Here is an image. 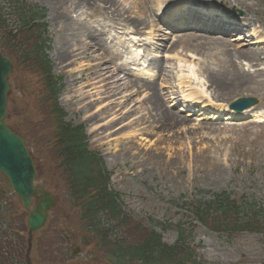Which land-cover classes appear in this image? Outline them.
Segmentation results:
<instances>
[{
    "label": "rangeland",
    "instance_id": "obj_1",
    "mask_svg": "<svg viewBox=\"0 0 264 264\" xmlns=\"http://www.w3.org/2000/svg\"><path fill=\"white\" fill-rule=\"evenodd\" d=\"M130 1L116 0L118 7L126 10L131 5ZM144 1L149 10L144 18L149 26L142 31L143 34L137 35L138 37H135V33L131 30H122L113 24V21L109 20L112 17L111 11L107 9L106 12L98 7L94 9L80 7L70 10L66 7L62 10V13L66 15L70 12L69 15L74 20L84 21L91 27V30L103 34L101 37L104 38L106 44L113 46L114 52L119 54V57L114 59L116 65L121 67L124 62L139 57V66L135 68L141 65L149 66L153 56L154 61L158 60L163 63L164 72L157 82L158 89H164L163 104L167 111L172 113L173 121L165 126L155 123L147 130L141 131L131 125L133 118L112 124L114 130H110L108 125L112 117L109 114L98 116L95 120L92 119L100 105L94 104L93 107L86 109L85 104L78 105L82 98L81 91L87 82L86 78L82 79V75L86 74L79 72L82 70L81 66L84 65L81 64L84 62L82 60L84 56L62 64L59 61L60 55L64 52L60 46L62 39L50 17L52 10L49 3L51 0H26L28 7L44 12L45 18L41 22L47 24L49 40V49L46 53L53 65V75L63 79L64 89L60 95V104L68 114L66 120L74 125L85 126L89 148L97 151L107 168L113 172L112 189L121 194L123 210L131 215L134 224L142 223L148 229H153L160 234L164 242L173 244L177 239L174 227L180 223L187 225L192 223L196 226L194 235L197 252L209 264H264L263 236L244 234L228 240L224 236L213 234L201 227L180 206L183 201L209 200L212 195L222 192L230 194L235 199L246 197L264 202V123H261L264 121V44L258 45L253 39H249V44L255 46L249 47L243 41L236 40L238 43L235 45L239 44L245 48L244 50L250 49L255 52L254 61L252 59L239 61L238 57L234 58L237 72L253 78L250 88L226 90L219 93L211 87L209 81L205 87L208 99L222 107L229 106L242 98L256 99L258 103L251 109L254 113L249 112L251 114L240 116L242 118L235 121L212 120L208 117L197 118L180 109L175 99L178 96L179 84L177 61L178 59L195 60V73L206 79L208 70L222 66L218 62H222L223 58L222 56L215 58L214 51H209L205 55L200 50L196 52L195 49L190 50L183 46H180L175 53L169 52L164 62L161 58L162 55L167 54V50H161L159 58L158 54L154 53L155 51L148 53L151 56L148 59L140 57L137 48L132 43L136 39H142L148 44H163L147 36L151 32V26L155 29V24H159L157 17L159 10L153 0ZM191 1L197 6L217 5L220 9L245 21L249 28H254L257 33L264 36V0ZM5 5V0H0V7ZM164 5L161 8L165 7ZM11 8V3H9L8 15L5 17L9 21L8 27L15 29L19 20L10 10ZM59 11L61 10L57 12ZM187 32L171 34L174 35L171 39L175 41L177 39L175 37L191 34ZM147 38L150 40L147 41ZM233 41L235 39L230 40L231 44L234 43ZM3 44L0 33V50L5 52L8 45L5 44L3 47ZM164 46L170 45L164 43ZM187 51L191 53H186ZM82 52L81 49L76 54ZM141 55L145 56L143 53ZM12 61L17 65L14 60ZM149 67L156 76L160 75L153 61ZM120 73L121 77L127 76L126 78L132 75L131 73L130 76L127 75L124 70ZM132 79L134 80L131 76L130 80ZM39 82L38 74L31 72L16 77L15 71L10 78L12 91L8 118L12 123H21L24 117H30L28 114L32 112L30 93L38 88ZM161 86L164 87L161 88ZM87 91L90 96H94V91ZM32 108L34 109L33 105ZM25 136L35 153L40 173L36 184L46 185L50 192L59 198V202L64 201V193L59 194L63 179L56 174L51 160L53 158L51 145L48 142H38L35 150L26 133ZM60 205L57 215L50 218L51 222L48 227L35 236L36 249L32 255L35 258L32 259L33 264L44 262L67 264L63 251L50 247L63 230L70 226L69 221L73 219L68 204L63 208ZM165 227L171 228L164 229ZM15 248L11 246L12 251H15ZM49 252L52 253L49 254ZM93 252L94 249L80 248V254L75 256L79 257L74 260L85 262L93 258L89 255Z\"/></svg>",
    "mask_w": 264,
    "mask_h": 264
},
{
    "label": "trees",
    "instance_id": "obj_2",
    "mask_svg": "<svg viewBox=\"0 0 264 264\" xmlns=\"http://www.w3.org/2000/svg\"><path fill=\"white\" fill-rule=\"evenodd\" d=\"M9 3L19 20L15 29L8 27L5 17ZM5 4L0 7V33L3 47L8 45L5 53L17 64L16 77L31 72L40 79L38 88L30 93V117H24L23 126H19L33 146L38 142L51 145L56 174L65 183L60 206L68 204L73 217L70 233L63 230L68 232L63 237L68 243L94 248L90 255L94 259L77 264H209L197 252L196 226L192 223L175 226L177 240L168 245L153 229L132 222L131 215L123 210L120 195L110 189L111 173L99 154L89 150L84 127L65 121L66 113L58 103L62 78L52 74L45 53L48 40L45 25L39 23L41 11L28 7L26 0H5ZM180 206L200 226L228 240L245 233L264 236V202L235 199L222 192L209 200L183 201ZM25 231L26 214L0 176V264L15 262L12 258L17 256L23 261L25 240L20 234ZM15 244L18 251L8 254V248Z\"/></svg>",
    "mask_w": 264,
    "mask_h": 264
},
{
    "label": "bare ground",
    "instance_id": "obj_3",
    "mask_svg": "<svg viewBox=\"0 0 264 264\" xmlns=\"http://www.w3.org/2000/svg\"><path fill=\"white\" fill-rule=\"evenodd\" d=\"M153 2H155L157 10H161L164 13L171 10L174 3H178V6L181 8H184L188 4V0H153ZM49 4L52 10V14L50 15L52 23L55 29L59 31L56 32L61 35L62 39V44L60 46L64 52L60 55L59 61H61L62 64H67L66 62L72 59H79L80 56H84L82 59L84 62L81 63L84 65L83 67L81 66L82 70L79 72L81 74H86L82 75V79L86 78L87 82L81 91L83 100L81 98L78 105L85 104V109L93 107L94 104L100 105L97 107L98 110L92 119L95 120L98 116H108L109 114V116L112 117V121L108 125V129L110 130H114L112 124H118V122L122 120L127 121L131 118L133 119L131 121L132 124H130L134 125L135 129H140L141 131L147 130V128L152 127L155 123L157 125L161 124L162 126L166 124L170 125V122L173 121L172 113L167 111L164 107V89H158L157 83L164 72L163 63H155L156 68L159 69L160 72L157 81L155 78H150L148 80L142 79L147 74H141L144 77H138L136 80H130V77L126 78L127 76L121 77V70L127 72L129 63H123L121 67L114 63L115 57H119V54L114 52L113 46L106 44L104 38L101 37L103 34H98L96 31L91 30V27L84 21L74 20L69 15L70 12H68L67 15L62 13V10L66 7L68 10L72 8L79 9L80 7L93 9L98 7L103 11L107 9L111 11L112 17L109 20L113 21V24H116L122 30L128 29L131 30L132 33L139 34L149 26L147 20L144 18L146 14L149 13L146 1L131 0V5L128 7V10L119 8L116 0H51ZM163 5L165 8H161ZM58 10L61 11L57 12ZM163 15L167 18L166 14ZM210 15H212V13H210ZM172 16L174 17L173 14ZM210 17L211 21L215 18L212 16ZM155 25V29L151 26V33L148 35L152 37L154 41L162 42L163 44L153 43L146 46L142 44L143 42L139 41V44L142 45L139 46L140 50H143V48L145 51L148 49H162V51L168 50L166 53L169 54V52L175 53L180 46H183L190 50H200L205 55L209 51H214L216 54L215 58H219L220 56L223 58L222 62H218L222 64V66L217 69L212 68L208 70L206 79L199 77L197 74L194 75L193 67L195 60L189 62L178 59V86L180 89H184L183 93L185 95L183 97L185 103H188L187 107L193 106L192 103L195 102V95H206L204 87H206L207 81H209L211 87L219 93L226 90L248 89L251 84H253L252 77L244 76L243 73L237 72L236 63L234 61L235 57H238L239 61H248L249 59L254 61L255 52L252 50H244L245 48H243V46L239 44L235 45L238 42L231 44L228 39L221 40L222 38H218V35L213 37L206 33L185 34L175 37L177 39L171 42L173 36L167 33L160 24ZM180 29L183 30L184 28ZM185 30L192 29L189 28ZM223 32L229 33V31L226 30H223ZM262 38L264 40V36H260L256 41L260 42ZM147 40L150 39L148 38ZM164 42L170 46H164ZM73 48H77V50H73ZM81 49L83 52L76 54ZM186 53H191V51H187ZM134 61H137V59ZM188 79L192 81L190 85H187L188 83L186 81ZM163 87L164 86H161V88ZM87 90L94 91V96H90ZM185 90H189V93L186 94ZM124 93L126 96H123ZM200 104V111L202 114L210 115L212 117L211 119H220L223 117L224 119L242 118L239 116L240 114L231 112L225 107L215 108L210 105V103L206 102H200ZM247 113L241 116H245ZM177 121L181 123V121Z\"/></svg>",
    "mask_w": 264,
    "mask_h": 264
},
{
    "label": "water",
    "instance_id": "obj_4",
    "mask_svg": "<svg viewBox=\"0 0 264 264\" xmlns=\"http://www.w3.org/2000/svg\"><path fill=\"white\" fill-rule=\"evenodd\" d=\"M12 71V64L0 52V173L8 180L11 190L19 198L25 211L29 212L32 201H35L33 211L28 217V229L31 235L43 228L48 213L57 205V199L43 187H34V181L38 177L34 161L28 153L24 139L6 124L7 100L10 92L8 78ZM255 104V100L244 99L234 103L232 108L244 111ZM28 264H30L29 259Z\"/></svg>",
    "mask_w": 264,
    "mask_h": 264
}]
</instances>
